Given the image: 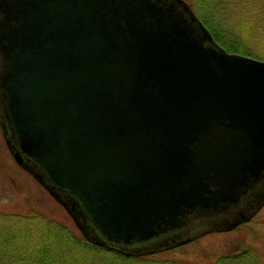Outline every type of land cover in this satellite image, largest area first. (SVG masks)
I'll list each match as a JSON object with an SVG mask.
<instances>
[{
  "label": "water",
  "instance_id": "95a60500",
  "mask_svg": "<svg viewBox=\"0 0 264 264\" xmlns=\"http://www.w3.org/2000/svg\"><path fill=\"white\" fill-rule=\"evenodd\" d=\"M0 126L85 238L126 255L264 204V61L183 0L2 1Z\"/></svg>",
  "mask_w": 264,
  "mask_h": 264
},
{
  "label": "rangeland",
  "instance_id": "374dc122",
  "mask_svg": "<svg viewBox=\"0 0 264 264\" xmlns=\"http://www.w3.org/2000/svg\"><path fill=\"white\" fill-rule=\"evenodd\" d=\"M216 14L215 17L221 21L220 25L227 27V31L236 38L238 45L248 48L255 55L260 52L264 53V37L253 38L249 33L246 35L242 27L235 29L238 23L243 25L251 21V15L242 11L237 18L234 16L236 21L233 16L229 21L226 19L223 21L219 18V14ZM256 213L258 214L252 223L241 222L230 230L205 235L194 243L155 250L152 253L124 256L117 255L114 251L113 253L98 249L91 250L86 247L89 251L84 252V255L88 253V260L85 255L77 261V264H221V261L231 258V255L241 250L237 248L239 245H264V205ZM3 215L35 217L44 221L45 225L63 228L80 240H86L64 208L30 174L17 165L7 148L0 126V228L13 229L23 236L24 230L16 227L15 224L24 223L18 220L10 221ZM37 226L43 227V224ZM94 246L103 249L101 246ZM89 255L98 259H90ZM227 262L233 264L232 260H227Z\"/></svg>",
  "mask_w": 264,
  "mask_h": 264
},
{
  "label": "trees",
  "instance_id": "16d2710c",
  "mask_svg": "<svg viewBox=\"0 0 264 264\" xmlns=\"http://www.w3.org/2000/svg\"><path fill=\"white\" fill-rule=\"evenodd\" d=\"M185 1L210 33L213 40L226 53L243 58L264 60V53L260 52L255 55L248 48L238 45L236 38L227 31V27L220 25L221 21L215 17L218 13L219 18L223 21L224 19L229 21L231 16L236 21L239 13L246 11L248 15H251L252 20L243 25L238 23L235 29L242 27V30L245 29L244 33L246 35H248L247 33L251 34L253 38H257V36L264 37L263 0ZM228 25L231 26L230 23ZM3 216L10 221L18 220L24 223L22 225L15 224L16 227L24 230V234L22 236L13 229L0 228V264H77V261L84 258L85 255H87L88 260V253L84 255V252L89 251L87 248L106 252L114 251L117 255H126L110 248L95 247L94 245L97 244L87 239V241L80 240L63 228L45 225L44 221L35 217ZM38 224H43V227H38ZM5 226H8V224H5ZM98 246L100 247V245ZM89 257L93 260L98 259L95 256L93 258V255H89Z\"/></svg>",
  "mask_w": 264,
  "mask_h": 264
},
{
  "label": "flooded vegetation",
  "instance_id": "af4514ba",
  "mask_svg": "<svg viewBox=\"0 0 264 264\" xmlns=\"http://www.w3.org/2000/svg\"><path fill=\"white\" fill-rule=\"evenodd\" d=\"M2 1L5 2V3H9V4L12 2V0H0V3ZM256 212L249 214L250 216H248L247 220H245V224L252 223L254 221V219L256 218V216L258 214ZM192 220L193 219L185 217L183 219V224H184L183 227H186L190 223V221H192ZM226 230H230V229H226ZM226 230L215 231V232H207V233H202V234H199V235H196V236L192 235L189 238L183 239L182 242L179 243V244H178L177 239L176 240L175 239H170V240L166 241L164 243V245H162V247L160 246L161 248L156 249V250H163V249L170 248V247H173V246H183V245L191 244V243H194L195 241L203 238L205 235L214 234V233H218V232L221 233V232L226 231ZM263 246L264 245L251 246V244L243 245V246L239 245L237 248L243 250L244 252L239 250L235 254L231 255L230 256L231 258H228L227 260L228 261L232 260L233 264L234 263H236V264H242V263L243 264H245V263H248V264L249 263L250 264H263V262H264V247ZM150 252L152 253L153 251H150ZM227 260L221 261V264H230V262L228 263Z\"/></svg>",
  "mask_w": 264,
  "mask_h": 264
}]
</instances>
